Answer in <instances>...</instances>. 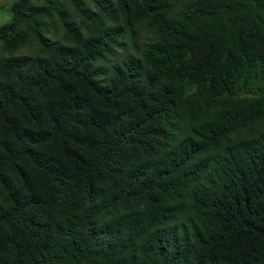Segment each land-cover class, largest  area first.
<instances>
[{
	"label": "trees",
	"instance_id": "obj_1",
	"mask_svg": "<svg viewBox=\"0 0 264 264\" xmlns=\"http://www.w3.org/2000/svg\"><path fill=\"white\" fill-rule=\"evenodd\" d=\"M11 10L0 264H264V0Z\"/></svg>",
	"mask_w": 264,
	"mask_h": 264
},
{
	"label": "rangeland",
	"instance_id": "obj_2",
	"mask_svg": "<svg viewBox=\"0 0 264 264\" xmlns=\"http://www.w3.org/2000/svg\"><path fill=\"white\" fill-rule=\"evenodd\" d=\"M14 0H0V25L5 23L11 18L12 4ZM0 54H1V41H0Z\"/></svg>",
	"mask_w": 264,
	"mask_h": 264
}]
</instances>
